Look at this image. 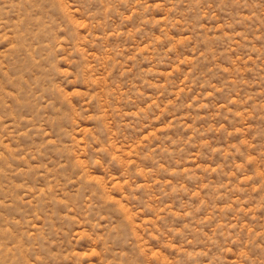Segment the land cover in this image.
Returning <instances> with one entry per match:
<instances>
[{"label": "rangeland", "instance_id": "374dc122", "mask_svg": "<svg viewBox=\"0 0 264 264\" xmlns=\"http://www.w3.org/2000/svg\"><path fill=\"white\" fill-rule=\"evenodd\" d=\"M0 264H264V0H0Z\"/></svg>", "mask_w": 264, "mask_h": 264}]
</instances>
